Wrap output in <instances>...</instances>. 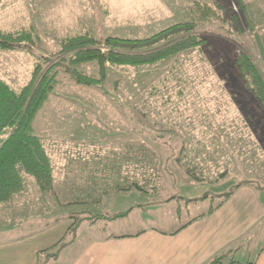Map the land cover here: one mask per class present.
I'll use <instances>...</instances> for the list:
<instances>
[{
    "label": "rangeland",
    "instance_id": "374dc122",
    "mask_svg": "<svg viewBox=\"0 0 264 264\" xmlns=\"http://www.w3.org/2000/svg\"><path fill=\"white\" fill-rule=\"evenodd\" d=\"M197 1L0 0V28H33L37 53L49 56L62 39L85 32L98 40L149 37L190 20ZM242 2L245 13L224 0L227 10L211 20L195 14L205 48L151 67L109 66L103 83L88 87L61 74L33 122L52 160L53 191L42 194L25 175L23 190L0 204V241L44 233L63 217L72 225L113 216L116 210L101 214L109 202L145 208L118 229L129 234L146 226L176 230L237 185L254 187L264 204V110L234 65L245 54L264 72V0ZM33 62L0 52V78L19 89ZM97 68L86 63L77 71L99 79ZM135 182L145 193L130 186ZM102 199L104 208H95Z\"/></svg>",
    "mask_w": 264,
    "mask_h": 264
},
{
    "label": "trees",
    "instance_id": "16d2710c",
    "mask_svg": "<svg viewBox=\"0 0 264 264\" xmlns=\"http://www.w3.org/2000/svg\"><path fill=\"white\" fill-rule=\"evenodd\" d=\"M223 1H197L189 14L190 20L176 23L145 38L110 36L98 40L88 32L67 36L61 40L59 52L49 56L37 53L33 28L24 27L13 31L0 28L1 53L18 52L30 56L34 61L31 78L21 88L14 89L0 78V204L11 201L23 190L25 175L33 179L42 194L53 191L52 160L43 140L34 133L33 122L38 110L55 91L61 74L68 75L77 85L88 87L97 82L103 83L109 66L151 67L186 51L205 48L207 38L196 32L198 22L194 16L197 14L202 21L213 19L217 12L227 10ZM234 2L245 13L242 0ZM233 17L234 22L239 24L237 17ZM86 63L97 65L99 79L85 77L77 71V66ZM234 65L248 91L264 110V72L245 54L234 56ZM130 186L145 193L137 182ZM239 187L237 185L221 196L220 202L215 207L210 206L207 214L222 206ZM126 215L127 212L103 216L102 219L115 220ZM78 225L72 224L61 240L38 252L36 264L56 260L75 241ZM235 263L233 254L227 253L207 264Z\"/></svg>",
    "mask_w": 264,
    "mask_h": 264
},
{
    "label": "crops",
    "instance_id": "0c3cea01",
    "mask_svg": "<svg viewBox=\"0 0 264 264\" xmlns=\"http://www.w3.org/2000/svg\"><path fill=\"white\" fill-rule=\"evenodd\" d=\"M261 31L260 43L264 49V26ZM104 201L94 204L95 208L103 207ZM144 209L142 205L129 209L127 204L116 209L115 202L107 203L108 212L101 214L116 210L114 214L127 212V215L93 222L85 218L77 228V233L82 231L81 238L77 235L56 261L47 264H207L227 253L233 254L235 264H264V246H256L258 237H264V204L250 185L240 186L212 213L206 211L176 230L164 231L145 225L136 233L118 231L123 223L136 218ZM55 223L59 228L56 224L44 233L32 236L24 232L0 241V264H36L38 252L56 244L71 226L68 217Z\"/></svg>",
    "mask_w": 264,
    "mask_h": 264
}]
</instances>
